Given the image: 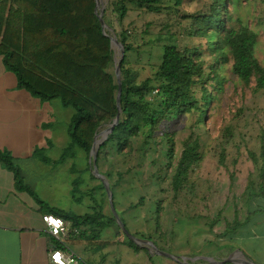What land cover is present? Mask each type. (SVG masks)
Returning a JSON list of instances; mask_svg holds the SVG:
<instances>
[{"label": "trees", "instance_id": "obj_1", "mask_svg": "<svg viewBox=\"0 0 264 264\" xmlns=\"http://www.w3.org/2000/svg\"><path fill=\"white\" fill-rule=\"evenodd\" d=\"M239 1L211 0L208 13L189 16L192 22L188 36L207 40L214 60L212 64L205 63L200 48L180 50L177 40L170 35V42L163 46L161 65L154 77L143 80L142 72L130 65L133 45L124 29V21L132 10L129 5L134 6V10H145L151 14L177 13L185 0H109L105 22L125 47L121 64L122 112L119 125L99 148L98 166L102 160L132 151L134 141L143 133L147 132L149 138H154L164 123L194 111L200 113L203 122L214 100L211 89H221L222 81L216 73L221 61L232 60V72L242 83L249 86L254 82L256 92L264 91V65L257 57L259 29L235 19L229 11V6H237ZM260 1L262 12L257 26L264 28V0ZM12 2L15 7H11L8 13L1 11L5 6L0 4L1 26L4 28L0 56L6 67L17 76L19 88L42 101L58 99L64 106L75 110L70 137L89 159L97 133L104 126L111 125L118 115L119 87L113 72L115 53L96 15V1ZM107 33L111 35L112 32ZM158 41L164 39L159 37ZM169 142L173 147V140ZM200 149L199 140L186 141L172 178L175 191L188 186L189 172L201 160ZM249 154L256 165L257 176L249 180L246 188L248 216L243 222L235 219L228 224L230 236H236L247 228L256 214L264 213V142L258 151H250ZM0 164L13 173L17 192L28 193L43 204L34 189L27 185L12 156L2 150ZM91 178L97 180L93 174ZM99 188L105 191L102 184ZM50 213L72 223V229L82 234L87 232L86 227L93 219L91 214L77 216L60 210H51ZM111 220L116 223L112 213ZM118 229L123 243L136 251L149 253L146 248L130 241L119 226ZM134 236L140 237L139 234ZM149 257L152 260L151 254Z\"/></svg>", "mask_w": 264, "mask_h": 264}, {"label": "rangeland", "instance_id": "obj_2", "mask_svg": "<svg viewBox=\"0 0 264 264\" xmlns=\"http://www.w3.org/2000/svg\"><path fill=\"white\" fill-rule=\"evenodd\" d=\"M108 2L101 0V7L106 9ZM210 3L211 0H185L179 12L159 14L134 10L135 7L129 5L132 10L124 21V29L133 45L130 65L142 72L143 80L154 77L161 65L163 46L170 42V35L177 40L180 50L200 48L205 63H213L207 40L188 36L192 22L189 16L208 13ZM229 11L235 19L259 29L257 57L264 65V28L257 26L262 12L261 1L240 0L237 6H229ZM159 37L164 41H158ZM113 49L116 68L120 54L116 47ZM216 73L222 81L221 89L210 87L214 100L203 122L200 113L194 111L164 123L154 138H149L145 132L134 141L132 151L102 160L98 166L111 190L115 189V209L128 231L139 233L140 239L157 244L159 249H171L169 252L174 255H178L180 249H189L196 254L216 249H238L236 236H230L227 226L235 219L243 222L248 216L246 188L249 180L257 176L256 165L249 153L258 151L264 142V91L256 92L254 82L249 86L242 83L232 72V60L221 61ZM70 111L72 109L63 107L62 127L66 126L67 112ZM109 126H104L98 133ZM171 139L173 147L169 142ZM189 140H199L201 160L190 170L188 186L177 192L172 178ZM87 161L89 171L85 173L84 202L90 203L87 209L102 205L105 214L111 217L113 212L108 195H105L106 189L99 188L103 182L91 178L90 157ZM52 182L51 176L37 183L41 197L51 196L55 191L53 188L60 185V182ZM61 201L70 203L63 197ZM132 205L137 206L131 208ZM263 214H256L255 221H263ZM257 227L255 231L262 241L264 224ZM114 229L117 231L116 227ZM94 249L102 248L96 246ZM156 258L176 264L162 256Z\"/></svg>", "mask_w": 264, "mask_h": 264}, {"label": "crops", "instance_id": "obj_3", "mask_svg": "<svg viewBox=\"0 0 264 264\" xmlns=\"http://www.w3.org/2000/svg\"><path fill=\"white\" fill-rule=\"evenodd\" d=\"M1 2L5 6L1 11L5 13L15 7L12 0ZM3 32L0 13V43ZM57 100L42 101L19 88L17 76L6 67L0 56V150L12 156L27 185L34 189L43 203L39 204L28 193L17 192L13 173L0 164V264H53L50 260L52 248L75 254L78 264H170L157 259L159 255H152L151 260V253L136 251L123 243L122 237L118 236L117 223L105 214L102 205L87 209L90 203L84 202L86 196L83 191L89 161L72 143L69 133L75 110ZM63 107L72 109L67 112V128L61 126ZM51 176L52 183L60 182V185L53 188L55 191L51 196L43 198L37 183ZM61 197L70 203H63ZM51 210L77 216L91 214L93 219L86 227L85 234L72 229L70 223L69 234L57 240L47 232L43 221ZM254 217L247 228L239 231L234 238L238 249H216L214 252L197 254L189 249H180L175 256L185 258L192 264H201L206 262L204 259L207 257L222 260L240 251L239 260L248 259L256 264H264V238L261 241L255 231L258 224H264V220L255 221ZM96 236L97 239H94ZM96 246L102 249H94ZM169 250L162 249L167 253H170Z\"/></svg>", "mask_w": 264, "mask_h": 264}, {"label": "water", "instance_id": "obj_4", "mask_svg": "<svg viewBox=\"0 0 264 264\" xmlns=\"http://www.w3.org/2000/svg\"><path fill=\"white\" fill-rule=\"evenodd\" d=\"M96 1V15L100 20L102 29H103V34L107 37L110 38L111 40V46L112 48L116 47L119 51L120 54V58L118 60H116V68H115V77L118 83V94H117V108H118V115L115 118V120L113 121V123L109 126V128H107L106 130H104L101 133H97L96 137H95V141L93 144V148L91 150L90 153V160L93 166V174L97 179H100L103 182V185L106 189L107 195H108V199H109V203H110V207L112 209L114 218L116 220L117 225L121 228L122 232L125 234V236L132 242H134L138 247L140 248H146L149 253H151V255H159V256H164L168 259H171L179 264H192L190 262H188L185 258L182 257H177L175 255H172L170 253L164 252L162 250H160L153 242L151 241H147V240H143L140 239L138 237H135L133 234H131L126 226L125 223L121 220V218L119 217L116 209H115V205H114V199H113V192L111 190V187L108 183V181L104 178L103 175H101L98 165H97V160H98V153H99V148L101 146V144H103L108 138L109 136L113 133V130L115 129L116 126L119 125L120 123V119H121V112H122V108H121V97H122V78H121V64L122 61L125 57V47L124 45L119 41V38L117 37V34L114 32L113 28L107 24L105 22L104 16H105V6L101 7V0H95ZM107 31H111V35H109L107 33ZM113 34V35H112ZM100 142L98 141L99 137H101ZM241 252L240 251H236L233 255H230L229 257L222 259V260H215L211 257H207L204 260L206 261L205 263H201V264H225V263H232V264H256L251 260L245 259V260H239L238 259V255H240Z\"/></svg>", "mask_w": 264, "mask_h": 264}, {"label": "built area", "instance_id": "obj_5", "mask_svg": "<svg viewBox=\"0 0 264 264\" xmlns=\"http://www.w3.org/2000/svg\"><path fill=\"white\" fill-rule=\"evenodd\" d=\"M43 221L47 227V232L57 240L66 237L71 231L70 223L54 215H45ZM50 260L53 264H78L75 254L63 252L57 248L51 249Z\"/></svg>", "mask_w": 264, "mask_h": 264}, {"label": "bare ground", "instance_id": "obj_6", "mask_svg": "<svg viewBox=\"0 0 264 264\" xmlns=\"http://www.w3.org/2000/svg\"><path fill=\"white\" fill-rule=\"evenodd\" d=\"M101 139H98V141L100 142Z\"/></svg>", "mask_w": 264, "mask_h": 264}]
</instances>
